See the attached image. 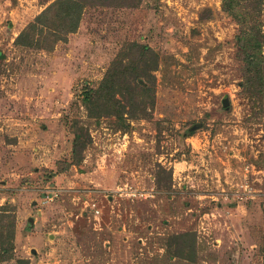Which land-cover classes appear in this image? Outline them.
I'll return each mask as SVG.
<instances>
[{"label":"rangeland","instance_id":"rangeland-1","mask_svg":"<svg viewBox=\"0 0 264 264\" xmlns=\"http://www.w3.org/2000/svg\"><path fill=\"white\" fill-rule=\"evenodd\" d=\"M53 1L0 0V264H264V0H75L15 46Z\"/></svg>","mask_w":264,"mask_h":264},{"label":"trees","instance_id":"trees-1","mask_svg":"<svg viewBox=\"0 0 264 264\" xmlns=\"http://www.w3.org/2000/svg\"><path fill=\"white\" fill-rule=\"evenodd\" d=\"M82 13L83 5L75 0H54L17 35L14 45L49 50L52 44L64 42L69 34L76 32Z\"/></svg>","mask_w":264,"mask_h":264},{"label":"water","instance_id":"water-1","mask_svg":"<svg viewBox=\"0 0 264 264\" xmlns=\"http://www.w3.org/2000/svg\"><path fill=\"white\" fill-rule=\"evenodd\" d=\"M222 104H223L224 107H227L228 106V101L225 99V100H223Z\"/></svg>","mask_w":264,"mask_h":264}]
</instances>
